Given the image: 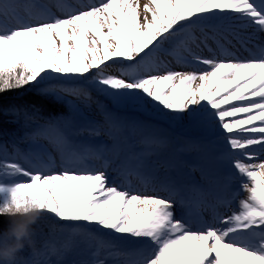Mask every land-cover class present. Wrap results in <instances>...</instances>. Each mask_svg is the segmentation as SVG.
I'll return each instance as SVG.
<instances>
[{"label": "snow or ice", "instance_id": "1", "mask_svg": "<svg viewBox=\"0 0 264 264\" xmlns=\"http://www.w3.org/2000/svg\"><path fill=\"white\" fill-rule=\"evenodd\" d=\"M29 89L75 118L0 162L26 178L0 183V218L40 208L69 240L15 264H264V0H0V96ZM148 102L163 122L129 114ZM165 124L223 136L204 183L158 174L211 143Z\"/></svg>", "mask_w": 264, "mask_h": 264}, {"label": "rangeland", "instance_id": "2", "mask_svg": "<svg viewBox=\"0 0 264 264\" xmlns=\"http://www.w3.org/2000/svg\"><path fill=\"white\" fill-rule=\"evenodd\" d=\"M109 63H111V61ZM200 67H204V66H200ZM28 94H32L34 96L41 97V98H43V99H45L48 102H51L53 104H58L64 110H65L66 105L68 104V101L73 99L71 97L65 96L63 98V100L58 101L54 96L42 95L40 92H34L30 89L26 90L24 93H22V95H19V97L23 98V96H26ZM96 95L97 94L95 92H93V96L96 97ZM98 98L101 100L104 99L102 96H100ZM228 107H231V105H229ZM69 111H71V113L73 114V117L69 120L68 125L66 124L65 127L60 126L61 128H64V129L69 128L71 120L75 118V109L69 107ZM140 113H143L144 117L151 118L154 122H163L162 114L159 112L156 105L152 104L151 102H148L147 104L144 105V107H142L140 109L129 110L130 115H139ZM90 114L95 115V105H93ZM33 123L36 124L37 128L43 127L42 124L38 123L36 120H34ZM165 126L167 127L166 124H165ZM167 130L176 139L177 146L182 144L185 140H196V139H206L208 141H211V143H209L207 145V147H205L207 150H209L208 153H206L205 150H203V155L207 157L206 160L202 161L200 159L201 154H198L195 151L185 152V153L181 154L180 159L182 161L186 162V164L184 166L179 167L178 169L168 168L167 164L165 163V161H167V156H162L159 158L161 161V164H163L162 167H157L155 162L157 161L158 158L155 156L152 157L151 161H150L151 166L157 167V172L161 176L165 175V173L167 171L168 175L175 176V177L179 178V175H178V173H179L182 177L187 178V177L191 176V173L189 171H187L186 168L189 167V170L192 169V171L195 172L200 167V165L202 163L204 164V167L206 169H211L212 167H214L212 158L215 157L219 152H222L226 148V141H224L223 136L218 135L215 132H213L211 135H206L200 129L195 128L193 126H190L188 124H182V125L172 124L170 127H167ZM39 133L36 135V138L38 137L41 140L36 141V142L33 141L34 145L48 147V150L52 151L51 146L48 144V141L44 138L43 135H40ZM19 158H20V156H17V158H14V159H19ZM9 161H11V160H9ZM16 161H18V160H16ZM22 162H23V160H22ZM27 166L28 165L25 164V167H27ZM231 171L234 172V170H231ZM24 179H26V178H24L22 176L8 177V176L0 175V183L13 184L16 182H21ZM132 182H133V184L139 186V182L137 181V179L135 177H132ZM199 182L204 183L203 181H199ZM233 187L238 189L239 188L238 182L233 181ZM239 195H240V197H243L244 193L241 192ZM232 204L235 205L237 208L238 204L236 201H234ZM39 220H41L43 222V225L49 229V235L47 238V242L55 243L57 245H61V244H64L65 242H67L69 240V234L66 231H62V230L55 227L54 221L50 217V214H46V213L43 214ZM54 231H55L56 235H54ZM37 233H41V232H37ZM83 247L84 246L81 245V248H83Z\"/></svg>", "mask_w": 264, "mask_h": 264}, {"label": "trees", "instance_id": "3", "mask_svg": "<svg viewBox=\"0 0 264 264\" xmlns=\"http://www.w3.org/2000/svg\"><path fill=\"white\" fill-rule=\"evenodd\" d=\"M24 90L13 91L0 96V162L7 160H18L22 162L24 153L29 151L34 145V142L40 141L36 135L46 127L50 120H56L59 117V126L65 127L69 120L73 117L70 115L65 119L64 109L58 105L48 102L47 100L28 94L22 95ZM19 109V113L13 115L10 109ZM41 123L43 127L37 128L33 121ZM34 141V142H33ZM48 149V147H45ZM17 156H20L19 159ZM133 164L135 161L132 162ZM7 222L0 218V232L8 228ZM41 232V233H37ZM49 229L39 220L34 226V234L32 240L36 244H42L47 241ZM54 235H56L54 231ZM21 264L29 259L27 249L19 255Z\"/></svg>", "mask_w": 264, "mask_h": 264}, {"label": "clouds", "instance_id": "4", "mask_svg": "<svg viewBox=\"0 0 264 264\" xmlns=\"http://www.w3.org/2000/svg\"><path fill=\"white\" fill-rule=\"evenodd\" d=\"M8 228L0 232V264H15L17 255L31 243L34 226L43 215L40 208L13 209L5 214Z\"/></svg>", "mask_w": 264, "mask_h": 264}, {"label": "bare ground", "instance_id": "5", "mask_svg": "<svg viewBox=\"0 0 264 264\" xmlns=\"http://www.w3.org/2000/svg\"><path fill=\"white\" fill-rule=\"evenodd\" d=\"M139 3L141 5V14L143 15V5L146 4V3H149V0H139ZM205 55H208L207 52L204 53ZM178 70H181V69H178ZM258 99V98H256ZM152 104L156 105L155 102H151ZM234 103H239V102H234ZM246 103V102H245ZM229 105H226L225 107H228ZM242 115H245V114H242ZM257 123H260L259 121H257ZM205 152L208 153L209 150H207L206 148H204Z\"/></svg>", "mask_w": 264, "mask_h": 264}]
</instances>
